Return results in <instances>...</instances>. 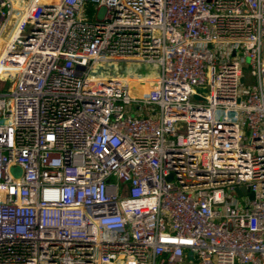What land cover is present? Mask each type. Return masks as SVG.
<instances>
[{
  "label": "built area",
  "instance_id": "built-area-1",
  "mask_svg": "<svg viewBox=\"0 0 264 264\" xmlns=\"http://www.w3.org/2000/svg\"><path fill=\"white\" fill-rule=\"evenodd\" d=\"M7 76L0 264H264V0H0Z\"/></svg>",
  "mask_w": 264,
  "mask_h": 264
},
{
  "label": "rangeland",
  "instance_id": "rangeland-1",
  "mask_svg": "<svg viewBox=\"0 0 264 264\" xmlns=\"http://www.w3.org/2000/svg\"><path fill=\"white\" fill-rule=\"evenodd\" d=\"M86 14L85 17L87 19H92V13H91V8L90 7H86ZM228 45H225L222 50L227 49ZM238 57L239 54H238ZM109 68L107 67V69H105V71H107ZM116 69L119 73H121L122 75H136L137 77H145V76H153L156 75L160 72L159 68L154 67L153 65H140V64H136V63H127V62H118ZM108 73V71H107ZM5 73H2L1 76H4ZM244 75H245V83H244V88L248 87V85H250L251 80L249 79L248 76V71L247 69H244ZM11 83V77L7 76L5 79H0V92L5 91L6 87ZM137 110H139L138 112H140V114H137ZM132 112L136 113L137 115H135L137 118H147V117H151L153 120H157L158 117V113L153 116L152 115V111L149 112L150 114L148 115L147 112H145L143 109H136L134 106L132 107ZM217 119H221L222 116V112L218 111L216 113ZM233 196L237 197V199H239L240 201H242L243 199L241 197H238L237 195H235L234 193L232 194ZM184 264H193L190 263L188 260H185Z\"/></svg>",
  "mask_w": 264,
  "mask_h": 264
},
{
  "label": "water",
  "instance_id": "water-1",
  "mask_svg": "<svg viewBox=\"0 0 264 264\" xmlns=\"http://www.w3.org/2000/svg\"><path fill=\"white\" fill-rule=\"evenodd\" d=\"M241 81H243V79H241ZM196 91L197 92H200L202 94H205V89H199V88H196ZM197 98V97H196ZM11 172L15 175V176H19L20 173H21V170L19 168H12L11 169ZM171 179V176H168L167 177V180H170ZM240 191H244V188H241ZM251 198H252V194H251ZM188 256L191 257V253H188Z\"/></svg>",
  "mask_w": 264,
  "mask_h": 264
},
{
  "label": "bare ground",
  "instance_id": "bare-ground-1",
  "mask_svg": "<svg viewBox=\"0 0 264 264\" xmlns=\"http://www.w3.org/2000/svg\"><path fill=\"white\" fill-rule=\"evenodd\" d=\"M144 91H146V88H144Z\"/></svg>",
  "mask_w": 264,
  "mask_h": 264
}]
</instances>
